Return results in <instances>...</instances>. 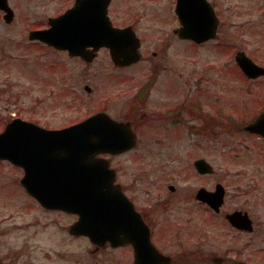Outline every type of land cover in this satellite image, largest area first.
<instances>
[{"label": "flooded vegetation", "instance_id": "obj_1", "mask_svg": "<svg viewBox=\"0 0 264 264\" xmlns=\"http://www.w3.org/2000/svg\"><path fill=\"white\" fill-rule=\"evenodd\" d=\"M222 1L57 0L59 7L56 13L47 16L44 23L30 26L27 37L30 42L76 59L81 68L110 70L108 79L111 86L116 87L106 101L110 105L122 107L123 115L115 117L106 107L101 110L112 118L129 122L134 129L139 126V146L143 143L142 133L145 128L155 133L153 140L148 143L155 148L174 145L183 130L198 136L206 135L210 140L219 139L223 132H239L259 139L264 144V137L245 130L248 123L264 112V92L225 96L217 91V87L215 91L204 90L203 85H200L203 81L193 94L152 92L154 88L158 91L162 89L155 87L159 69L165 68L164 54L174 51L176 43L183 45L190 62L193 48L213 45L214 51H223L222 26L227 14L220 8ZM46 2L6 0L12 11V21L19 16L29 21L32 18L40 20L43 16L42 6ZM70 9L73 10L69 16L73 26L71 41L77 54L70 55L68 49H58L44 41L29 39L31 31L48 28L51 18L60 17ZM179 12L183 13V22ZM5 14L6 11L0 8L2 19H5ZM196 33L212 34V37L197 42L192 37ZM214 65L217 67V64ZM142 68L149 70V75L140 81L139 71L136 70ZM243 78L248 81L264 80V76ZM88 92H91V88ZM184 95L185 98L181 99ZM152 104L155 107L150 106ZM196 144L201 145L199 141ZM116 156L109 157V165L118 173L113 162ZM199 159L208 161L199 154H191L187 160L191 175L198 179L212 176L214 172L209 174L198 171L195 162ZM2 163L9 164L21 174L20 177L11 176L8 179V182L12 180L14 183L15 189L10 190L14 191L12 194L20 193L29 197L40 211H47L53 217L69 214L60 209L45 207L33 197L35 194H56L41 188L47 182L41 183L44 178L39 167L33 171L36 181L25 187L21 181L23 169L0 159V165ZM48 174L54 175L51 172ZM219 183L217 181L210 187L207 183L200 184L187 193H182L185 190L172 184L168 185L165 193L158 188L142 189L139 205L123 185L124 192L135 203L149 227L155 251L168 259L159 264H264V213L262 222L257 220L250 210L252 206L247 208L239 204L238 191L229 190L225 186L218 207L199 197L201 188L213 192ZM85 192L88 190L77 189L74 195ZM89 205L86 202L85 207ZM70 215L73 219L66 225L58 220L0 222V264H128L129 250L133 262V249L128 244H113L102 236L71 233V225H80L81 216L78 210ZM85 223L90 224V221L86 220ZM46 230L52 236H47ZM42 233L46 235L39 236ZM64 233L66 237H62ZM68 245L74 246L67 250L65 246ZM142 249L151 251V248Z\"/></svg>", "mask_w": 264, "mask_h": 264}, {"label": "rangeland", "instance_id": "obj_2", "mask_svg": "<svg viewBox=\"0 0 264 264\" xmlns=\"http://www.w3.org/2000/svg\"><path fill=\"white\" fill-rule=\"evenodd\" d=\"M58 7L57 0H47L42 6L40 20L32 18L29 21L19 16L6 23L0 17V130L15 116L45 127H62L105 107L115 117L123 115L122 107L106 101L116 87L111 86L108 79L110 70L81 68L80 63L67 54L28 40V28L44 23ZM220 8L227 14L222 26L223 51H214L213 45L193 48L190 62L183 45L176 43L174 51L164 54L165 68L159 69L155 87L162 89L154 88L152 92L193 94L200 85L207 91H215L217 87V91L225 96L264 92V80H245L234 62L235 53L242 50L264 66V0H223ZM136 71H139L140 81L149 75L147 69ZM85 85L91 88V92L84 89ZM180 98L184 99L185 95ZM148 129H143L140 146L138 144L136 149L113 160L118 168L119 182L135 198L136 204L139 205V193L143 190L158 188L165 193L172 184L187 193L200 184L207 183L210 187L219 181L225 188L238 191L239 204L247 208L252 206L250 210L256 219L262 220L264 144L259 139L239 132H223L219 139L210 140L206 135L198 136L183 130L174 145L155 148L148 144L155 136ZM135 130L139 139V126ZM198 141L200 146L196 144ZM191 154L205 157L212 164L214 174L206 179L191 175L187 163ZM20 175V171L9 164L0 165V222L58 220L66 225L72 221L70 214L53 217L47 211L41 212L35 202L22 193L12 194L14 191L10 190L15 189L14 183L8 179ZM46 234L52 236L49 230ZM63 235L66 237L65 233ZM73 246L65 248L68 250ZM128 254V264H132L130 250Z\"/></svg>", "mask_w": 264, "mask_h": 264}, {"label": "water", "instance_id": "obj_3", "mask_svg": "<svg viewBox=\"0 0 264 264\" xmlns=\"http://www.w3.org/2000/svg\"><path fill=\"white\" fill-rule=\"evenodd\" d=\"M0 8L7 12L5 19L10 22L12 11L6 0H0ZM72 13L70 9L60 17L51 18L49 28L31 31L30 38L40 39L59 49H68L70 55L77 54L71 41L73 26L69 16ZM211 35L197 33L196 39L203 41ZM236 61L250 77L264 74V67L255 64L243 52L237 53ZM247 128L264 136V114ZM135 143L136 134L129 124L113 120L104 111L61 129H45L33 122L15 118L0 133V158L9 159L24 168L22 181L26 187L36 181L33 171L39 167L44 178L40 179L41 183L47 182L41 188L56 192L50 195L35 194L42 204L70 212L78 208L81 216L89 211L93 220L99 217L106 222H116V225L102 227L106 230L104 237L112 243L131 244L135 255L134 264H158L166 258L156 253L151 245L147 226L131 201L121 192L120 185L114 183V172L109 169L106 159L97 157L101 153L123 152ZM196 166L201 172L212 171L211 166L203 160H198ZM49 172L54 175H49ZM217 188L221 190L219 186ZM77 189L88 192L75 196L74 190ZM198 195L216 206L222 197L219 191L207 193L204 189ZM119 197L124 203L116 200ZM86 202L90 207L85 208ZM101 215H106V218ZM75 229L73 225L71 231ZM79 229L92 234L98 228L82 224ZM142 247L151 248V251H144Z\"/></svg>", "mask_w": 264, "mask_h": 264}]
</instances>
